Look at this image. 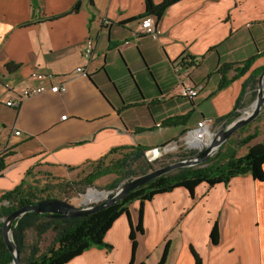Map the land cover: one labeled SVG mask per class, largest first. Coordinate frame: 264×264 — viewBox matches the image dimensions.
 Listing matches in <instances>:
<instances>
[{
  "label": "crops",
  "instance_id": "0c3cea01",
  "mask_svg": "<svg viewBox=\"0 0 264 264\" xmlns=\"http://www.w3.org/2000/svg\"><path fill=\"white\" fill-rule=\"evenodd\" d=\"M146 1L0 0L1 194L25 181L30 186L41 171H78L115 150L175 143L202 120L221 130L218 119L241 96L238 111L254 106L256 84L242 91L264 69V0L177 2L160 20L157 38L141 28ZM88 39L96 43L91 61L83 57ZM183 55L198 61L184 83L203 86L193 101L172 70ZM252 58L244 76L219 89L221 67L233 66L225 73L232 79ZM34 72L53 73L52 83H66L67 91L35 94L9 108L40 84ZM185 116L180 125L165 124ZM140 206L131 204V218L124 214L106 234L112 248H90L67 264H162L167 245L163 264H197V256L202 264H264V181L245 175L227 185L202 183L194 194L181 187L156 195L144 204V233L135 234L133 250Z\"/></svg>",
  "mask_w": 264,
  "mask_h": 264
},
{
  "label": "trees",
  "instance_id": "16d2710c",
  "mask_svg": "<svg viewBox=\"0 0 264 264\" xmlns=\"http://www.w3.org/2000/svg\"><path fill=\"white\" fill-rule=\"evenodd\" d=\"M183 0H164L161 4H156L152 0L146 1V10L139 18L154 16L157 22L162 20L168 10V8L177 2ZM80 8L79 3L73 8L72 12H77ZM138 18V19H139ZM254 62V58L250 59L243 68L236 69V74L232 79L225 77V73L232 69V65H224L220 68L223 75V81L220 83L219 89H225L234 80H238L251 67ZM263 71L262 68L252 73L249 80L243 84L242 95L246 92L249 85L252 88L255 87L256 78ZM256 95V94H255ZM257 96V95H256ZM242 98V96H241ZM231 113L225 117L218 119L221 123L227 125L232 124L239 118L238 110L241 108L240 100ZM189 119V116L182 118H174L168 120L166 125H180ZM186 131L183 133V135ZM250 141V139H248ZM248 141H243L242 144H247ZM136 151L131 157H126L122 161V169L130 167L132 163L139 161L146 157L147 149L143 147L134 148ZM118 150L113 151V153ZM194 152H192V155ZM215 159H222V155L217 152ZM218 159V160H219ZM130 163V164H128ZM204 163V162H203ZM203 163L199 166L192 168L185 167L178 170L176 173L165 175L161 178L149 182L148 184L141 186L130 192L122 201L105 208L104 210L91 214L87 217H74V218H51L50 214L39 215L34 212H29L24 215L20 220L16 221L13 225V236L15 243L18 245V249L21 255H25L29 249V255L22 259V264H67L70 263L76 257H80L90 248H112L105 241L106 234L112 229L114 223L118 218L124 214L131 218L130 205L135 201H141L140 212L141 218L136 229L132 226V234L130 238L134 243V249H137V243L135 242V234L137 231L144 233L142 218L143 207L148 201H151L156 195L168 193L175 189L185 187L190 193H194V190L202 183L208 184L211 187H215L217 184H229L230 181L237 177L250 175L256 181H264V142L254 145L249 148L246 155L243 157H237L235 153L226 160L223 165L213 164L204 167ZM212 163V160L208 163ZM4 166L0 162V169ZM150 169H153L150 166ZM96 172V173H95ZM90 175L91 180L97 178L100 172L95 171ZM147 172H142L145 175ZM103 174V172L101 173ZM26 181L21 185H17L13 190L6 192L0 198V264H11L14 261V257L7 248V244L3 237L4 221L12 215L16 210L21 209L27 205H36L41 201L52 200V198L38 199L32 192L30 186H26ZM7 202V205L4 203ZM34 230L36 233V244L27 247V232ZM48 232H53L55 237L53 243L45 252L41 251V244L44 236ZM219 236L218 226H215L212 232L211 238L214 242H217ZM169 246L167 245L161 263H165L168 257ZM197 264H202V260L197 256Z\"/></svg>",
  "mask_w": 264,
  "mask_h": 264
},
{
  "label": "rangeland",
  "instance_id": "374dc122",
  "mask_svg": "<svg viewBox=\"0 0 264 264\" xmlns=\"http://www.w3.org/2000/svg\"><path fill=\"white\" fill-rule=\"evenodd\" d=\"M146 17L140 18L141 25H142L143 19H145ZM150 17L153 18L154 24L159 26L160 21L157 22L156 20L157 18L154 16H149L147 18H150ZM155 29H156V32L157 30H159L157 27H155ZM142 31L144 34L152 36L153 38H157L159 35L162 34L161 30H160V33L156 35L155 34L150 35L147 32V30H145L144 28H142ZM88 42H91L93 44L94 49H93L92 58L90 60H85L84 58L85 61H91L95 56L96 43L94 42V40L88 39L84 48H86V45ZM84 48H83V57H84ZM188 57L189 56L183 55L178 60H175L172 64V70H173V66L175 63L181 64L182 62L186 61ZM80 67L84 70V72L87 73V76H84V77H88L89 73L84 69L83 66H80ZM78 68H77V71H78ZM195 69L196 67L194 66L192 72H194ZM263 72H264V69L260 73V75L257 76L256 78V82H257L256 83V90H257L256 95L257 96L255 95V97L252 99V101H255V102L258 99V95H259V88L257 89V84L260 82V76ZM79 73L82 75L81 72ZM38 74H45V73L38 72ZM49 74H53V73H49ZM192 86L201 87L199 95L203 91L202 85H192ZM187 97L189 98V96ZM196 98H194L193 100H195ZM253 108L254 106H250V107H245V109H242L241 111H238L239 118L235 121H238L239 119L245 117L247 114L253 112ZM224 124H225V127L223 128V125H222V127L220 128L221 130H216L218 126H214V128L211 129L212 122L210 121L209 130L212 134V138L209 139L207 143H211V141L214 139L215 135L219 131L221 132L226 127H229L231 125V124L227 125L226 123ZM218 125H221V123H218ZM189 132L191 131L189 130V131H186L184 135L182 134V138L175 143L173 142V143L166 144L165 146L161 148L158 147L159 149H161L160 155H159L160 157H158V155L155 156L154 154L147 155V153L150 152L149 150H147L146 157L140 159L139 161L135 163H132L131 165H129L130 167L125 166V168L122 169V166H123L122 161L125 160L126 157H131L133 154L136 153L134 149L133 150L122 149V150H118L115 153H111L109 156H106L99 163L95 162V163H90L86 165L82 170L81 169L78 171L63 170L61 172H56V173H51V171H41L36 176L34 175L33 177L30 178V187L33 189L32 192L38 199L50 197L52 198V200H56V199L65 200L68 203L72 204L73 206H83L82 205V201L84 198L83 195L89 192L90 189L96 191L98 194L106 193L108 191L114 192L119 187H121L125 182H129L132 179L143 175L141 174L142 172L148 171V173H150L154 171L155 169L159 170V169L168 167L172 164L175 165L179 162L194 158L196 155L199 154V149L196 146H191L189 144L190 143L189 137H187ZM248 139H250V141H248ZM246 140L248 141V143L242 144V142ZM262 142H264V107H263L262 114L255 121L248 124L246 127L239 129L237 132L235 131L230 136L228 141L222 145V147L218 150V152L220 151L223 157L222 159H219V158H218L219 160L215 159L214 157H216L217 155L216 153L211 159L203 163V165L204 167H206L207 165H213V164H219V166L223 165L226 162V160L232 156L233 153H235L237 157H243L244 155L247 154L250 147L257 145L259 143H262ZM200 143L207 144L203 142H200ZM192 152H194L193 155H192ZM211 160H212V163L208 164ZM150 166L153 169H150ZM178 170L172 173H176ZM95 171L100 172V175L97 176V178H95L94 180H91L90 175ZM102 172L103 174H101ZM0 195H1L0 196L1 198L3 194L0 193ZM134 203H139L140 205L141 201H135ZM4 204L7 205V202H5ZM54 237H55V234L53 232H48L44 236V239L40 246L42 252H45L48 249V247L52 245ZM36 240H37V237H36V233L34 232V230L28 231L27 232V247L29 248L30 246L36 244ZM28 255H29V249L27 250L25 255H21V258L22 259L24 257L26 258Z\"/></svg>",
  "mask_w": 264,
  "mask_h": 264
},
{
  "label": "water",
  "instance_id": "95a60500",
  "mask_svg": "<svg viewBox=\"0 0 264 264\" xmlns=\"http://www.w3.org/2000/svg\"><path fill=\"white\" fill-rule=\"evenodd\" d=\"M259 95L256 100L253 108V112L247 114L245 117L239 119L238 121L233 122L229 127H226L221 132L219 131L211 143L202 144L199 143L196 147L199 149V154L190 160H185L179 162L175 165H170L168 167L162 169H155L154 171L147 173L145 175H141L137 178L132 179L129 182H125L121 187H119L116 191H109L108 196L101 202H95L91 205L85 204L83 206H73L65 200H45L41 201L38 204L27 205L22 207L21 209L16 210L12 215H10L4 221L3 227V237L7 244V248L11 252L14 257V261L11 264H22L21 253L18 249V245L15 243L13 236V225L16 221L20 220L24 215L29 212H34L39 215L50 214L51 218H74V217H87L91 214L98 213L104 210L107 207H112L115 204L122 201L128 194L134 191L137 188L143 187L149 182L155 180L156 178H161L169 173L175 172L178 169L184 167H195L200 165L201 163H205L207 160L211 159L218 150L225 144L230 136L239 129L246 127L248 124L255 121L263 111L264 107V72L260 76V82L258 83ZM159 148L153 149L147 153V155L154 154L160 157ZM128 216V215H127ZM132 229V226H131Z\"/></svg>",
  "mask_w": 264,
  "mask_h": 264
},
{
  "label": "built area",
  "instance_id": "2783aa9c",
  "mask_svg": "<svg viewBox=\"0 0 264 264\" xmlns=\"http://www.w3.org/2000/svg\"><path fill=\"white\" fill-rule=\"evenodd\" d=\"M142 27L145 30H147V32L150 35L153 34L156 35L160 33V29L157 30L156 32L155 29L156 26L154 25L153 18L151 17L150 18L146 17L145 19H143ZM93 49H94L93 44L91 42H88L86 48H84L85 60H90L92 58ZM197 65L198 62L196 60H193L191 57H188L186 61L182 62L181 64L175 63L173 66V71L176 74V77L180 80V83L184 85V93L187 96H189V98H191L192 100L198 97L201 87H194L190 83L189 84H184V83L186 82V80L189 81L191 79L193 68L194 66L197 67ZM78 71L81 72L82 75L87 76V73L84 72V70L81 67L78 68ZM33 76L35 77V79H37L40 82V84L37 85L36 87L26 89L23 93H21V99L12 100L8 102L7 106L9 108H14V109L20 108L22 100L29 98L35 94L38 95L47 91H51L57 94V93H65L67 91L66 83L55 84V85L52 83V81H54L56 78L53 74H38V72H35ZM45 81L52 83L50 84V87H48L45 84ZM66 117L67 116H64L63 118L65 119ZM209 123L210 121L203 120L198 124L197 128H195L193 131L188 133L187 137L189 138L193 137L196 141L198 140L199 142L207 143L209 139L212 138V134L209 130L210 128ZM16 134L20 135L21 132L17 131Z\"/></svg>",
  "mask_w": 264,
  "mask_h": 264
},
{
  "label": "bare ground",
  "instance_id": "6f19581e",
  "mask_svg": "<svg viewBox=\"0 0 264 264\" xmlns=\"http://www.w3.org/2000/svg\"><path fill=\"white\" fill-rule=\"evenodd\" d=\"M155 26L158 29H160L159 26H157V25H155ZM141 28H143L142 25H141ZM189 141L192 144L191 146H196V145H198L200 143L198 140L196 141L193 137L189 138ZM108 193H109V191L106 192V193H100V194H98L96 191L90 189L89 192H87L85 195H83L84 198H83V201H82V205H85V204L91 205V204H93L95 202L96 203L97 202H101V201H103L108 196Z\"/></svg>",
  "mask_w": 264,
  "mask_h": 264
}]
</instances>
